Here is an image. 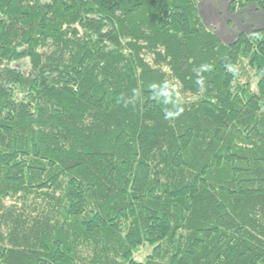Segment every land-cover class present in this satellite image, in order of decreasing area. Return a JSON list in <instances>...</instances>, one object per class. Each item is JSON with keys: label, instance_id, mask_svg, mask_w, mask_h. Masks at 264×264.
Masks as SVG:
<instances>
[{"label": "trees", "instance_id": "1", "mask_svg": "<svg viewBox=\"0 0 264 264\" xmlns=\"http://www.w3.org/2000/svg\"><path fill=\"white\" fill-rule=\"evenodd\" d=\"M201 1L0 0V264H264V27Z\"/></svg>", "mask_w": 264, "mask_h": 264}, {"label": "rangeland", "instance_id": "2", "mask_svg": "<svg viewBox=\"0 0 264 264\" xmlns=\"http://www.w3.org/2000/svg\"><path fill=\"white\" fill-rule=\"evenodd\" d=\"M226 0H202L199 4L200 15L206 25L212 26L211 30L219 37L223 38V42L230 41L229 37L226 36L230 30V18L224 16L223 13L226 12L227 8L224 4ZM214 13V14H213ZM227 16H230L229 14ZM260 17H252V20L257 23H264V14H260ZM259 18V19H258ZM227 39V40H225ZM149 248H141L138 252L135 253L134 258L138 261L144 260L149 254Z\"/></svg>", "mask_w": 264, "mask_h": 264}, {"label": "crops", "instance_id": "3", "mask_svg": "<svg viewBox=\"0 0 264 264\" xmlns=\"http://www.w3.org/2000/svg\"><path fill=\"white\" fill-rule=\"evenodd\" d=\"M227 2H228V0H226V2L224 3L226 5L225 8H227ZM223 14H224V16L226 14V17L230 18L228 20V22L230 21V23H229L230 30H229V33L226 34V36L230 38L229 39L230 41L225 42V43L233 42L239 33L248 34L255 28L264 27V23L259 25V23H257V21L254 22L255 19H254V21L252 20V17L257 18V17H260L259 16L260 14H264V13L258 12L256 10L255 6H249L246 9H244L241 12H238L234 15L227 16L228 15L227 10ZM200 17H201V15H200ZM201 19H202V17H201ZM202 21H203V19H202ZM203 23H204V21H203ZM206 26L209 27L210 29L212 28V26H209V25H206ZM219 38L222 41H224L221 36H219ZM225 40H227V39H225Z\"/></svg>", "mask_w": 264, "mask_h": 264}]
</instances>
